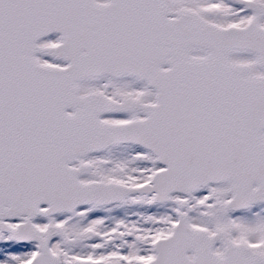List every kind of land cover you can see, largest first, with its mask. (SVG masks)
<instances>
[{
    "label": "snow or ice",
    "instance_id": "obj_1",
    "mask_svg": "<svg viewBox=\"0 0 264 264\" xmlns=\"http://www.w3.org/2000/svg\"><path fill=\"white\" fill-rule=\"evenodd\" d=\"M0 264H264V0H0Z\"/></svg>",
    "mask_w": 264,
    "mask_h": 264
}]
</instances>
